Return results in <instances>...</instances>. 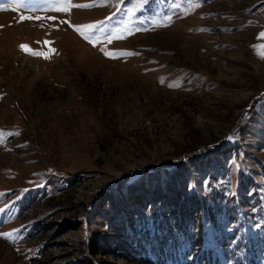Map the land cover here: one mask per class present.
Returning <instances> with one entry per match:
<instances>
[{
	"label": "rangeland",
	"instance_id": "rangeland-1",
	"mask_svg": "<svg viewBox=\"0 0 264 264\" xmlns=\"http://www.w3.org/2000/svg\"><path fill=\"white\" fill-rule=\"evenodd\" d=\"M262 33L264 0H0V264H264Z\"/></svg>",
	"mask_w": 264,
	"mask_h": 264
},
{
	"label": "snow or ice",
	"instance_id": "snow-or-ice-1",
	"mask_svg": "<svg viewBox=\"0 0 264 264\" xmlns=\"http://www.w3.org/2000/svg\"><path fill=\"white\" fill-rule=\"evenodd\" d=\"M65 2L67 3L68 0H65ZM78 7H88L89 5H77ZM63 10H66V9H63ZM170 19V18H169ZM77 31H80L82 28L83 29H93L96 27L95 24H88V25H82V26H73ZM81 35H84L85 38L87 39V34L83 31H81ZM262 36H264V33L261 34ZM21 49L25 50V51H28L30 54H33V55H41L43 53H37V52H33L30 48H28V46L26 45H20ZM261 49H264V45H261L259 46ZM258 54H260L262 57H264V51H261L259 52ZM105 55H113L111 53H108V52H105ZM163 82V80L161 81ZM170 87L171 86H178V85H169ZM0 235H3V236H7V237H10L11 236V233H0Z\"/></svg>",
	"mask_w": 264,
	"mask_h": 264
},
{
	"label": "trees",
	"instance_id": "trees-1",
	"mask_svg": "<svg viewBox=\"0 0 264 264\" xmlns=\"http://www.w3.org/2000/svg\"><path fill=\"white\" fill-rule=\"evenodd\" d=\"M249 251H250V249H249ZM251 252V251H250Z\"/></svg>",
	"mask_w": 264,
	"mask_h": 264
}]
</instances>
